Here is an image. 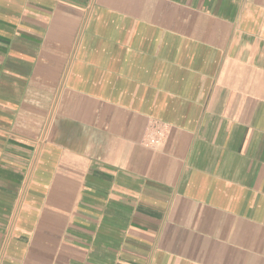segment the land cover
<instances>
[{
  "label": "crops",
  "instance_id": "obj_1",
  "mask_svg": "<svg viewBox=\"0 0 264 264\" xmlns=\"http://www.w3.org/2000/svg\"><path fill=\"white\" fill-rule=\"evenodd\" d=\"M0 264H264V0H0Z\"/></svg>",
  "mask_w": 264,
  "mask_h": 264
},
{
  "label": "built area",
  "instance_id": "obj_2",
  "mask_svg": "<svg viewBox=\"0 0 264 264\" xmlns=\"http://www.w3.org/2000/svg\"><path fill=\"white\" fill-rule=\"evenodd\" d=\"M164 136V130L159 127H154L153 130L148 134L146 143L148 145H156L163 140Z\"/></svg>",
  "mask_w": 264,
  "mask_h": 264
}]
</instances>
